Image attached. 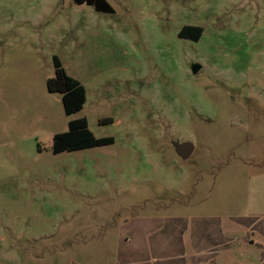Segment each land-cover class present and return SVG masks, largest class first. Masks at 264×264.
<instances>
[{
	"label": "rangeland",
	"instance_id": "374dc122",
	"mask_svg": "<svg viewBox=\"0 0 264 264\" xmlns=\"http://www.w3.org/2000/svg\"><path fill=\"white\" fill-rule=\"evenodd\" d=\"M107 2L0 0V264H264V0Z\"/></svg>",
	"mask_w": 264,
	"mask_h": 264
},
{
	"label": "trees",
	"instance_id": "16d2710c",
	"mask_svg": "<svg viewBox=\"0 0 264 264\" xmlns=\"http://www.w3.org/2000/svg\"><path fill=\"white\" fill-rule=\"evenodd\" d=\"M78 3H85L98 12H113V8L107 0H77ZM202 34V28L199 26L184 25L178 31L180 38H188L198 41ZM55 67V76L48 78L46 88L49 92L61 93V100L64 112L69 115L81 110L86 100L85 87L78 81L66 74L61 67L57 56H53ZM111 122V119L102 122ZM114 143L112 136L95 137L88 128L86 118L81 117L68 122V130L54 135L53 151L55 153L67 150H80L89 147L103 146Z\"/></svg>",
	"mask_w": 264,
	"mask_h": 264
},
{
	"label": "water",
	"instance_id": "95a60500",
	"mask_svg": "<svg viewBox=\"0 0 264 264\" xmlns=\"http://www.w3.org/2000/svg\"><path fill=\"white\" fill-rule=\"evenodd\" d=\"M199 69V64H193L191 66V71L193 74L197 73ZM174 147L177 155H179L183 160L188 158L191 152L193 151V145L190 142L175 143Z\"/></svg>",
	"mask_w": 264,
	"mask_h": 264
}]
</instances>
